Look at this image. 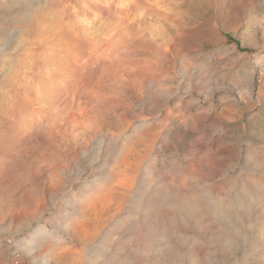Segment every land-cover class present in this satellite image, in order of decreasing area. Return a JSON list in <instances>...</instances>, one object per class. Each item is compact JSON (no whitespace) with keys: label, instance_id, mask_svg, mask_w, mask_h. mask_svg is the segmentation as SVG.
I'll return each instance as SVG.
<instances>
[{"label":"rangeland","instance_id":"obj_1","mask_svg":"<svg viewBox=\"0 0 264 264\" xmlns=\"http://www.w3.org/2000/svg\"><path fill=\"white\" fill-rule=\"evenodd\" d=\"M263 250L264 0H0V264Z\"/></svg>","mask_w":264,"mask_h":264},{"label":"bare ground","instance_id":"obj_2","mask_svg":"<svg viewBox=\"0 0 264 264\" xmlns=\"http://www.w3.org/2000/svg\"><path fill=\"white\" fill-rule=\"evenodd\" d=\"M203 162V161H202ZM260 189V188H259ZM164 191V190H163ZM163 198V197H162ZM238 205V204H237ZM261 206V205H260ZM192 207H194V206H192ZM208 207V206H207ZM239 210V209H238ZM228 212V211H227ZM159 217V216H158ZM252 226V225H251ZM203 229V228H202ZM138 230V229H137ZM224 231V230H223ZM133 232V231H132ZM207 232V231H206ZM216 232V231H215ZM152 233V232H151ZM137 234V233H136ZM150 235V234H149ZM213 237V236H212ZM235 237V236H234ZM209 239H211V238H209ZM143 240V239H142ZM237 240V239H236ZM262 243V242H261ZM211 244V243H210ZM220 246V245H219ZM264 251V250H263ZM130 254V253H129ZM187 257V256H186ZM189 257H191V256H189ZM208 257V256H207ZM131 259V258H130ZM149 259V258H148ZM174 259V258H173ZM141 260V259H140ZM195 260V259H194ZM181 261H182V259H181ZM203 261V260H202ZM202 261H201V263H202ZM182 264V263H181Z\"/></svg>","mask_w":264,"mask_h":264}]
</instances>
